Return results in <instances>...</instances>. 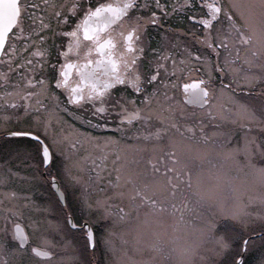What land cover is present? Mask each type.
<instances>
[{
    "label": "snow or ice",
    "instance_id": "obj_1",
    "mask_svg": "<svg viewBox=\"0 0 264 264\" xmlns=\"http://www.w3.org/2000/svg\"><path fill=\"white\" fill-rule=\"evenodd\" d=\"M247 7L260 9L258 25L253 22L255 13L251 11L248 16L240 13L245 21L243 25L237 22V12L241 8L238 0H185L183 5H172L171 11L169 5L160 0H154V4L152 0H59L52 3L49 0L39 3L0 0V69H5L0 74V88H12V91H0V97L6 98L5 105L7 98H16L11 110L0 109L7 113L0 120L5 125L0 136L6 137L5 156L8 158L6 164L0 160L3 165L0 186H6L14 174L10 162L23 158L28 169L43 178L51 197L49 206L59 213L57 232L63 237L62 245L52 238L44 239L40 246H33L28 234L12 219L20 215L22 209L10 207L0 215V264H51L58 249L72 247L69 236L72 240L83 241L79 249L82 259L78 264H93L98 248L114 250L116 233L112 228L127 218L124 207L113 211L108 202L114 198H127L129 210L144 208L146 214L171 212L178 213L183 219L186 214L200 212L203 198L199 194L195 200L189 197L186 189L192 187L191 176L181 170L178 150L196 142L216 145L225 156H231L241 148L231 146L229 128L218 127L206 134L194 112L178 111L175 104L179 102L185 109L189 105L201 109L208 107L213 117L219 115L222 120L232 122L245 119L248 121L245 127L258 124L264 128V0ZM192 9L200 11L189 16ZM173 15L188 16L200 26L197 29L199 36L189 33L204 49V53L195 55V59L210 65L215 77L206 72L202 78L188 76L189 82L177 80L173 83L175 71H168L167 66L171 53L165 55L157 49L152 50V59L145 66L141 59L147 47L145 26H163L167 32L162 21ZM53 23L63 31H54ZM111 25L127 27L117 34V29ZM242 27L249 28L252 34L241 31ZM47 32H52L53 40L59 37L67 40L66 44L63 40L58 45L53 43L56 56L53 58L50 50L47 53L37 51L35 56L39 59L35 63L32 59L21 60L24 49L17 48V41L22 38L25 48L32 37L46 43L44 33ZM81 38L91 45L83 53V60L79 51ZM250 44L253 48L258 44L259 48L249 50L243 67H235L241 59L237 45ZM118 49L119 58H114ZM233 50L236 52L234 59L231 58ZM93 51L101 60H107L108 72L104 79L96 78L97 83L91 85L90 91H85L81 87L84 78L80 65L93 63L87 59ZM129 53L136 58H129ZM72 55L76 59L71 58ZM212 57H215L214 63ZM258 58L259 65L256 63ZM18 60L21 62L17 63ZM49 60L53 61L50 66ZM257 66L261 68L259 73L251 71ZM73 69L81 83L69 79ZM241 72L244 83L254 87V82L259 83L258 90L244 98H233L228 115L212 111L210 106L218 96L232 92V82L225 83L229 74L235 78ZM16 76L31 90L19 87L13 81ZM164 81L177 91L161 100L159 91ZM154 103L163 105L160 111L153 109ZM69 108L81 127L102 134L82 133L87 140L97 141L99 155L86 154L77 158L80 142L73 141L68 133L53 124V117L67 114ZM133 128L137 130L132 131ZM128 132H131V143L126 147L135 150L139 158L137 168L121 165L115 169L112 179V173H106L108 154L105 148L124 141ZM243 151L264 158V139L257 142L255 137H246ZM113 155L115 160H120V156ZM85 162L90 165L89 179L94 178L97 184L105 183L112 189V195L91 199L87 191L90 185L82 175ZM253 166L264 176V164ZM147 177L151 179H145ZM247 208V205H237L232 212L233 218L247 214ZM35 226L38 228L39 224ZM234 235L235 250L228 251L231 244L219 241L221 264H249L255 241L235 231ZM261 244H264V236ZM256 264H264V254Z\"/></svg>",
    "mask_w": 264,
    "mask_h": 264
},
{
    "label": "rangeland",
    "instance_id": "obj_2",
    "mask_svg": "<svg viewBox=\"0 0 264 264\" xmlns=\"http://www.w3.org/2000/svg\"><path fill=\"white\" fill-rule=\"evenodd\" d=\"M39 1L34 0L37 3ZM54 1L59 0H50L49 2L52 3ZM227 2H230V0H227ZM238 2L241 8L237 12V22L243 25L245 21L240 16V13L242 12L244 16H248L251 11L255 13L253 22L258 25L260 9L256 7L250 10L247 6L257 5L259 0H238ZM165 3L169 5L168 10H170L172 1L166 0ZM45 22L47 23V21ZM52 28L56 32L61 31V29L56 28L55 23L52 24ZM150 29L152 31L159 30L156 27H151ZM162 29L164 30V28ZM241 31L247 35L252 34L251 30L246 27H242ZM155 33L156 31L153 32L152 39H155ZM160 34L163 41L162 52H168L171 46L170 51L178 50L184 58L183 64L188 65L187 44L183 41L187 40L186 37L176 32L174 35L181 38H175L171 31L168 33L160 32ZM50 42L52 44L55 43L51 35ZM18 44V49L44 53L50 50L52 57L54 56L55 47L52 48L47 41L46 43H41L36 37L31 38L27 48H25L24 42ZM237 48L241 59L234 66L239 68L244 66L243 61L248 56L249 50H256L259 45L257 44L256 48H253L251 44L247 46L237 45ZM30 54L32 53L27 56L22 55L21 60L26 61L29 59L28 56ZM235 55L236 52L233 50L231 58L234 59ZM31 57H35V53ZM21 60L18 61L21 62ZM52 62V60L48 61L49 66ZM256 63L259 65V58ZM168 71L171 72V70ZM251 71L259 73L261 68L257 66ZM176 72L180 73V70L177 69ZM231 77L232 74H229L225 82H228ZM13 81L19 87L31 90L18 76L13 77ZM233 81L238 84L236 87H240L239 83L244 82V73L237 74L235 78L233 77ZM167 89V93H163ZM0 91H12V88H0ZM175 91L177 90L168 86V83L166 84L164 81L163 85L160 86V99L163 100L165 96L174 95ZM239 97L244 98L245 96L241 93ZM233 98L237 97L232 92L218 96L211 108L216 113L228 115L232 109ZM5 99V97H0V109L11 110L16 98H7V105L4 104ZM152 107L155 111H160L163 105L154 103ZM175 107L178 111L187 109H185L184 105H180L179 102H176ZM6 114L5 111H0V120ZM205 114L206 111L202 110L199 120L202 126L207 128L206 134H210L216 127L218 128V125L213 123V126L211 119H204L203 115ZM71 115L60 113L53 117L52 122L57 129H63L68 133L73 141L80 142L76 153L77 158L86 154L99 155L100 151L96 147L97 141L87 140L82 133H88L91 136L101 134H94L91 132L94 130L81 127L80 123L73 119L74 114L72 113ZM215 118L221 122L219 127L223 126L231 130L230 144L231 146L240 147V152L225 156L223 150L216 145L206 146L196 142H192L190 146H182L178 150L182 165L181 170L191 176L192 187L191 189H186L189 197L195 200L197 194H199L203 198V207L200 212L186 214L183 219L180 218L178 213L174 214L171 212L146 214L147 209L144 208L138 211L136 209L129 210L131 206L127 198L123 200L114 198L108 202L113 207V211L118 210L119 207H124L127 218L112 228V231L116 233L114 250L106 251L101 246L95 253L96 257L93 258V264H216V262L222 260V256L218 255L220 240L231 244V248L228 251L235 250L236 239L234 231L235 233L247 235L255 241L252 255L249 257V264H256V261L264 254V244H261V237L264 236V218H262L264 216V176L258 174L253 165L264 164V158L260 157L259 154H245L243 145L246 137H255L252 134V131L255 130L253 128H261L262 133H264V128L258 126V124H252L253 128L250 126L245 127L242 124L243 119L232 122L231 120H222L219 115ZM8 126L10 127V125ZM4 130L5 125L0 123V133H3ZM5 139L6 137L0 136V160L6 164L8 158L5 156L7 151V145L4 143ZM261 139H264V134ZM21 142L23 143L24 141ZM130 143V139H125L117 145H109L105 148V152L108 154L106 173L111 172L112 179L115 178V169L120 168L121 165L126 168H137L138 157L135 150L129 148V151L128 147H126ZM96 151L98 153H93ZM117 151H120L119 161L115 160L113 155V153L116 155ZM10 166L14 174L10 176L6 186H0V215H3L5 210L10 207L22 209L21 214L12 219L24 227L33 246H40L44 239L52 238H55V243L62 245V234L57 232L59 213L49 206L51 197L47 186L43 183V178L39 173L29 170L23 158L12 160ZM88 168H90V165L85 162V171L82 175L84 180L90 185L87 191L91 199H102L105 196L112 195V189L105 183L97 184L94 178L89 179V175H87L89 173ZM0 170H3V165H0ZM145 179L150 180L151 178L147 177ZM157 190L163 191L159 188ZM237 205H247V214H241L239 218H233L232 212ZM100 222L102 224L105 223L104 221ZM37 223L39 224L38 228L35 226ZM68 239L72 241V247L58 249L57 254L61 255V257L54 259L60 258L59 260L62 262L52 261L51 264H75L76 261L78 262L82 258L79 249L83 241L72 240L71 236ZM63 258L71 259L72 261L63 262Z\"/></svg>",
    "mask_w": 264,
    "mask_h": 264
},
{
    "label": "flooded vegetation",
    "instance_id": "obj_3",
    "mask_svg": "<svg viewBox=\"0 0 264 264\" xmlns=\"http://www.w3.org/2000/svg\"><path fill=\"white\" fill-rule=\"evenodd\" d=\"M50 1V0H49ZM172 1V3L170 5H174V4H181L183 5L185 3V0H170ZM40 2V1H39ZM54 2H59V1H54ZM101 2H118V0H101ZM160 2L162 4H166V0H160ZM152 3L154 4V0H152ZM153 10L155 11L156 9L153 7ZM171 11V8L170 10ZM200 10L199 9H192L189 12V16L191 15H195L196 13H198ZM34 15V14H33ZM46 23V22H45ZM162 25H166L167 26V32H165V30H163L162 28H164L163 26L159 28V30H151L150 28L153 27L151 25H146V34H145V42L147 47L145 49V52L143 54V57H141V59L143 60L145 66L147 65V62L149 60L152 59L151 56H153V49H158L160 52H162V48H163V41H162V33L160 34V32L163 33H168L169 31H171V33L174 35V33H179L180 35H183V37H186L187 40H183L186 42L187 44V55L189 57V64L188 65H184V58L180 55L178 50H171V46L169 48L168 52H162L165 55H167L168 53H171L170 56V62L168 63V70L171 71H175V77L173 78V83H175L177 80H179L181 83L184 82H189L186 78L188 76H192L193 78H197V77H203V74L206 72H211L212 75L215 77V72L212 71V68L210 65L202 62V61H197L195 59V55H202L204 53V49L203 46L198 44L196 40L193 39L192 35H190L189 33H195L197 36H199V32L197 31V29L200 27L199 25H197L196 23H194L192 20H190L188 18V16H184V15H173L171 16V18H165L162 21ZM110 27L116 28L117 29V34L120 31H123L125 27H127V25H121L119 27H117V25H111ZM61 31H63V29H61ZM60 31V32H61ZM107 32V30H105ZM156 31L155 33V39H152V34L153 32ZM185 34V35H184ZM44 35L47 37V42L48 44H50L51 46L53 45L52 42H50V35L52 36V32H47L44 33ZM126 35V33H125ZM175 38H181L179 36L174 35ZM63 40V42L66 44L67 40H65L63 37H59L56 38L55 40H53V42H55L57 45L61 43V41ZM20 42H24V40L21 38L17 41V48L19 46L18 43ZM152 42V43H150ZM155 42V43H154ZM90 43L87 41H84L83 38H81V45H80V59L83 60L84 56L83 53L86 52L88 50V47H90ZM53 48V47H52ZM150 48V49H149ZM29 53H36L35 51L33 52L32 50L27 51L26 49L24 50L23 56H27ZM32 54H30L28 57L29 59H32L33 62L35 63L38 60V57H31ZM54 56H56V49L53 52ZM53 56V58H54ZM129 58H133L135 59L136 57L133 56L131 53L128 54ZM71 58L76 59L75 55H72ZM114 58H119V49L117 50V52L114 54ZM223 55H221V60H223ZM27 59V60H29ZM87 59H91L93 61L92 64H81V76H83V81L81 83V79L80 76L76 75L75 69L72 70V75L69 77L70 80H72L75 83H81V87L85 90V91H90L91 90V85L97 83L96 78L99 77L101 80L105 78L106 73L108 72V68H107V60L103 59L101 60L100 57H98V55L93 51L91 52ZM173 61H175V66L173 67ZM212 61L213 63L215 62V57H212ZM19 63V62H17ZM179 69L180 73H177L176 70ZM1 71H5V69H0V74H2L3 72ZM222 76V74H221ZM226 81V80H225ZM166 84L168 83L167 81H165ZM232 82V93L237 97V98H241L239 97L242 94H244L245 97H247V95L253 93L254 91L258 90L259 88V84L258 82H254L255 83V87L253 86V84H248V83H244L241 82L239 83L240 87H236L238 86L237 83H235L233 81V76L230 78V80L228 82L225 83H229ZM236 85V86H234ZM243 87H246L245 89H242ZM175 90V89H174ZM176 94V91H175ZM211 107V106H210ZM187 111H191L195 113V118L197 121L200 122L199 118H200V112L202 110L206 111V114L203 115L204 119H214L212 115L209 114V108L205 107L203 109L199 108L198 106H193V105H189L186 109ZM211 110L213 111V109L211 108ZM212 123H217L216 121L212 120ZM246 120L243 119L242 124L245 126L247 123H245ZM251 128H253L252 126H250ZM255 130L252 131V134L255 136V138L257 140H259L264 133L259 132L257 128H253ZM136 128H133L132 131H136ZM205 132H207V128H204ZM93 133H98L96 131H94ZM260 133V137H258V134ZM131 136V132H128L125 134V139H130ZM57 257H61V255L57 254ZM60 259V258H59ZM53 260L54 262H62L61 260ZM82 259V258H81ZM62 260H64L63 262H67V261H72L71 259H65L63 258ZM75 261V260H74ZM79 262V260H78ZM78 262L76 261L75 264H78Z\"/></svg>",
    "mask_w": 264,
    "mask_h": 264
}]
</instances>
